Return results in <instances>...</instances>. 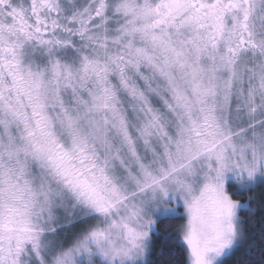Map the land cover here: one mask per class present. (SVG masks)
Returning a JSON list of instances; mask_svg holds the SVG:
<instances>
[{
    "label": "snow or ice",
    "instance_id": "1",
    "mask_svg": "<svg viewBox=\"0 0 264 264\" xmlns=\"http://www.w3.org/2000/svg\"><path fill=\"white\" fill-rule=\"evenodd\" d=\"M258 184L264 0H0V264H223Z\"/></svg>",
    "mask_w": 264,
    "mask_h": 264
},
{
    "label": "trees",
    "instance_id": "2",
    "mask_svg": "<svg viewBox=\"0 0 264 264\" xmlns=\"http://www.w3.org/2000/svg\"><path fill=\"white\" fill-rule=\"evenodd\" d=\"M256 186L251 191H239L236 197L242 201L254 197L252 210L240 212L247 239L225 258L223 264H264V241L261 240V233L264 232V196L257 192L262 186ZM174 228L175 224L171 228L160 226V231L153 236L147 264H183L185 254L177 242Z\"/></svg>",
    "mask_w": 264,
    "mask_h": 264
},
{
    "label": "rangeland",
    "instance_id": "3",
    "mask_svg": "<svg viewBox=\"0 0 264 264\" xmlns=\"http://www.w3.org/2000/svg\"><path fill=\"white\" fill-rule=\"evenodd\" d=\"M256 187H257V186H256ZM239 191H242V189L239 190ZM261 191H262V188H261V189H257V192H259V194H261ZM240 201H241V203L246 202V201H242V200H240ZM246 239H247V236H246V233H245V231H244V239H243L242 242L238 245V247H239L240 245H242V244L246 241ZM238 247H237V248H238ZM150 251H151V245H150V248H149L148 255H147V257H146V261H148V259H149ZM233 252H234V251H233ZM233 252L229 253L227 256H225V257L223 258V263H224L225 258L228 257L229 255H231Z\"/></svg>",
    "mask_w": 264,
    "mask_h": 264
}]
</instances>
